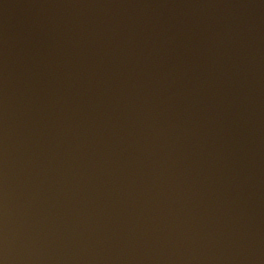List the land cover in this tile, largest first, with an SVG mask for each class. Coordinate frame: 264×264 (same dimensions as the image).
I'll return each mask as SVG.
<instances>
[{
    "label": "water",
    "instance_id": "1",
    "mask_svg": "<svg viewBox=\"0 0 264 264\" xmlns=\"http://www.w3.org/2000/svg\"><path fill=\"white\" fill-rule=\"evenodd\" d=\"M0 264H264V0H0Z\"/></svg>",
    "mask_w": 264,
    "mask_h": 264
}]
</instances>
